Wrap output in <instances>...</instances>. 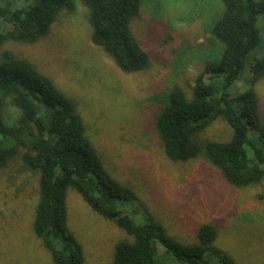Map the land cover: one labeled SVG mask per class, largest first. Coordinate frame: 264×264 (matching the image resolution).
<instances>
[{"label": "trees", "instance_id": "obj_1", "mask_svg": "<svg viewBox=\"0 0 264 264\" xmlns=\"http://www.w3.org/2000/svg\"><path fill=\"white\" fill-rule=\"evenodd\" d=\"M87 9L93 45L125 74L144 70L148 54L131 30L142 0H79ZM211 35L218 59L205 63L190 93L173 85L155 115L154 130L166 157L186 162L203 157L233 188L264 182V117L256 85L264 81V0H219ZM75 0H0V170L20 159L38 175L32 229L53 264H84L82 246L67 225L66 195L73 189L85 204L125 232L111 264H236L216 246L217 231L201 224L195 242L169 236L135 192L116 181L87 136L74 101L34 64L4 48L8 41L33 44L44 38ZM248 70L243 90L238 83ZM18 111L14 125L5 109ZM217 120L231 129L229 141L204 138Z\"/></svg>", "mask_w": 264, "mask_h": 264}, {"label": "rangeland", "instance_id": "obj_2", "mask_svg": "<svg viewBox=\"0 0 264 264\" xmlns=\"http://www.w3.org/2000/svg\"><path fill=\"white\" fill-rule=\"evenodd\" d=\"M48 34L33 44L14 41L4 48L30 61L70 97L105 169L131 188L167 234L194 243L199 225L216 228V246L236 264H264V182L236 189L203 157L172 162L154 130L155 115L173 85L190 93L206 62L220 45L211 26L222 12L219 0H142L131 30L148 54V66L122 73L91 41L87 9L75 0ZM246 70L238 83L245 89ZM264 117V81L256 85ZM18 111L5 109L14 125ZM204 138L225 142L231 129L217 120ZM20 159L0 170V264H53L33 233L38 175L22 169ZM67 225L82 246L84 264H111L114 246L127 235L93 212L73 189L66 195Z\"/></svg>", "mask_w": 264, "mask_h": 264}]
</instances>
